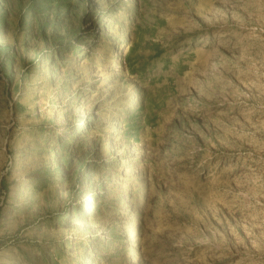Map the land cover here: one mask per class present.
<instances>
[{"label":"rangeland","instance_id":"obj_1","mask_svg":"<svg viewBox=\"0 0 264 264\" xmlns=\"http://www.w3.org/2000/svg\"><path fill=\"white\" fill-rule=\"evenodd\" d=\"M0 264H264V0H0Z\"/></svg>","mask_w":264,"mask_h":264},{"label":"bare ground","instance_id":"obj_2","mask_svg":"<svg viewBox=\"0 0 264 264\" xmlns=\"http://www.w3.org/2000/svg\"><path fill=\"white\" fill-rule=\"evenodd\" d=\"M128 170V169H127Z\"/></svg>","mask_w":264,"mask_h":264}]
</instances>
